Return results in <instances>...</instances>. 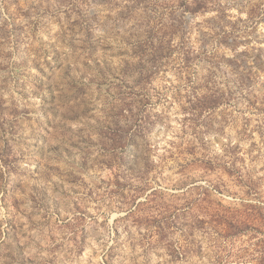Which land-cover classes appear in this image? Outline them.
Segmentation results:
<instances>
[{
    "label": "rangeland",
    "instance_id": "374dc122",
    "mask_svg": "<svg viewBox=\"0 0 264 264\" xmlns=\"http://www.w3.org/2000/svg\"><path fill=\"white\" fill-rule=\"evenodd\" d=\"M0 264H264V0H0Z\"/></svg>",
    "mask_w": 264,
    "mask_h": 264
}]
</instances>
